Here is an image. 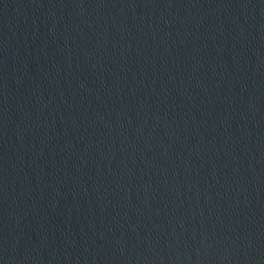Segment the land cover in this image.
Here are the masks:
<instances>
[{"label": "water", "instance_id": "water-1", "mask_svg": "<svg viewBox=\"0 0 264 264\" xmlns=\"http://www.w3.org/2000/svg\"><path fill=\"white\" fill-rule=\"evenodd\" d=\"M0 264H264V0H0Z\"/></svg>", "mask_w": 264, "mask_h": 264}]
</instances>
